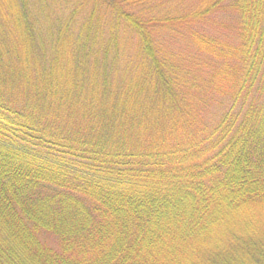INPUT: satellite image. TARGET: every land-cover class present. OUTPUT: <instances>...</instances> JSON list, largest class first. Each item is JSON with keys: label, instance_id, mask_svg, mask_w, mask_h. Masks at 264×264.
<instances>
[{"label": "trees", "instance_id": "1", "mask_svg": "<svg viewBox=\"0 0 264 264\" xmlns=\"http://www.w3.org/2000/svg\"><path fill=\"white\" fill-rule=\"evenodd\" d=\"M0 264H264V0H0Z\"/></svg>", "mask_w": 264, "mask_h": 264}, {"label": "rangeland", "instance_id": "2", "mask_svg": "<svg viewBox=\"0 0 264 264\" xmlns=\"http://www.w3.org/2000/svg\"><path fill=\"white\" fill-rule=\"evenodd\" d=\"M183 27H184V35L182 37L188 36L190 34V32L188 31V28L189 27H185V26H183ZM182 37H181V40L179 41L180 42L179 43V46L183 48V47H185L186 44L189 45L190 44V41H189V39H185L184 41H182Z\"/></svg>", "mask_w": 264, "mask_h": 264}]
</instances>
